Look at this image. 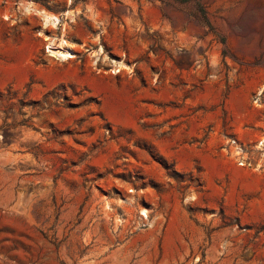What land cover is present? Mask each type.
Masks as SVG:
<instances>
[{"label":"rangeland","instance_id":"374dc122","mask_svg":"<svg viewBox=\"0 0 264 264\" xmlns=\"http://www.w3.org/2000/svg\"><path fill=\"white\" fill-rule=\"evenodd\" d=\"M263 138L264 0H0V264H264Z\"/></svg>","mask_w":264,"mask_h":264},{"label":"built area","instance_id":"2783aa9c","mask_svg":"<svg viewBox=\"0 0 264 264\" xmlns=\"http://www.w3.org/2000/svg\"><path fill=\"white\" fill-rule=\"evenodd\" d=\"M232 147L240 167L264 173V138L255 145L256 152L250 151L247 143L239 140H233Z\"/></svg>","mask_w":264,"mask_h":264},{"label":"bare ground","instance_id":"6f19581e","mask_svg":"<svg viewBox=\"0 0 264 264\" xmlns=\"http://www.w3.org/2000/svg\"><path fill=\"white\" fill-rule=\"evenodd\" d=\"M46 14V13H45ZM46 17H48L47 19H45L46 20V23H48L50 20H52V19H57V17L56 16H54V15H50L49 14V16H46ZM47 25V24H46ZM61 46V45H60ZM62 50V49H61ZM60 52V51H59ZM69 52L68 51H64V52H62V54H58L57 52L56 53H54L56 56H62V57H64V58H70L71 57V55H69L68 54Z\"/></svg>","mask_w":264,"mask_h":264}]
</instances>
